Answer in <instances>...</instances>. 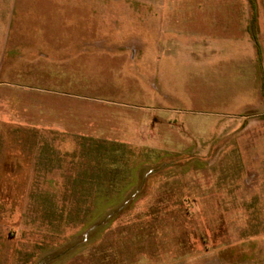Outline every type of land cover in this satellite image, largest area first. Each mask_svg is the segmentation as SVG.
Returning a JSON list of instances; mask_svg holds the SVG:
<instances>
[{
	"label": "rangeland",
	"instance_id": "1",
	"mask_svg": "<svg viewBox=\"0 0 264 264\" xmlns=\"http://www.w3.org/2000/svg\"><path fill=\"white\" fill-rule=\"evenodd\" d=\"M131 27L0 72V264H264V90Z\"/></svg>",
	"mask_w": 264,
	"mask_h": 264
},
{
	"label": "crops",
	"instance_id": "2",
	"mask_svg": "<svg viewBox=\"0 0 264 264\" xmlns=\"http://www.w3.org/2000/svg\"><path fill=\"white\" fill-rule=\"evenodd\" d=\"M105 23L132 25L130 33L139 30V38L163 42L162 50L170 42L184 44L182 53L193 63L216 68L200 78L208 89L231 80L238 85L219 86L225 95L253 85L263 98L260 0H0V72H7L8 58L15 57L20 73H55L58 57L83 55L88 41L111 39L105 37Z\"/></svg>",
	"mask_w": 264,
	"mask_h": 264
}]
</instances>
